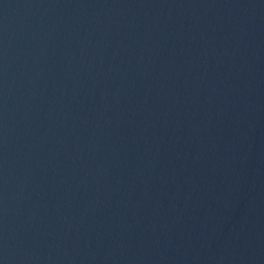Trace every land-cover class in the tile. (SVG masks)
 Here are the masks:
<instances>
[{"label":"water","instance_id":"water-1","mask_svg":"<svg viewBox=\"0 0 264 264\" xmlns=\"http://www.w3.org/2000/svg\"><path fill=\"white\" fill-rule=\"evenodd\" d=\"M0 264H264V0H0Z\"/></svg>","mask_w":264,"mask_h":264}]
</instances>
